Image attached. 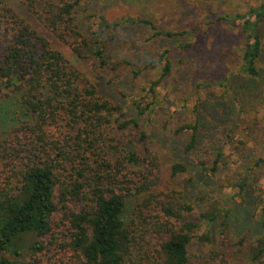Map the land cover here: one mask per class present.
I'll list each match as a JSON object with an SVG mask.
<instances>
[{"label":"trees","instance_id":"1","mask_svg":"<svg viewBox=\"0 0 264 264\" xmlns=\"http://www.w3.org/2000/svg\"><path fill=\"white\" fill-rule=\"evenodd\" d=\"M92 3L24 0L21 6L0 0V264H191L194 238L211 248L192 264H231L226 253L231 246H243L255 264H264V191L255 205L262 234L249 241V229L229 235L233 209L225 200L196 208L204 195L188 197L194 176L179 179L192 168L188 162L174 161L171 184L163 186L159 155L141 123L142 117L158 122L155 100L124 86L126 76L135 81L146 66L156 64L127 53V26L147 25L148 42L179 33L149 19L109 21L92 10ZM217 19L243 36L240 72L247 78L236 88L263 84L259 21L264 0ZM189 46L164 47L159 78L145 92L154 97V87L172 69L171 58ZM76 59L92 60L89 72L104 71L111 88H99L96 75L78 67ZM184 132L189 138L182 153H191L190 163L211 186L224 150L218 146L211 160L202 158L195 150L197 120L173 131L176 136ZM136 137L140 152L126 147ZM248 177L234 180L240 195Z\"/></svg>","mask_w":264,"mask_h":264},{"label":"rangeland","instance_id":"2","mask_svg":"<svg viewBox=\"0 0 264 264\" xmlns=\"http://www.w3.org/2000/svg\"><path fill=\"white\" fill-rule=\"evenodd\" d=\"M6 1L24 6V0ZM92 2V10L104 14L109 21L125 17L149 19L163 30L179 33L173 39L160 38L148 42L144 41L150 33L147 25L127 26L131 44L130 48L126 49L127 53L146 64L153 58L156 64L146 66L135 81L126 76L124 86L132 88L131 94L137 93L138 97L142 96L146 101L155 100L153 107L154 112H157L155 117L158 122L150 123L142 117L141 123L151 136V146L159 155L163 186L171 184L169 166L174 161L188 162L192 168H189V173L180 175L179 179L187 181L191 175L194 176L187 186L188 197L194 200L195 196L204 195L196 202V208L203 210L217 201L225 200L233 209L229 219V235L237 237L244 231L243 229H249L248 240L253 241L256 236L262 234L256 227L259 214L255 205L264 191V162L257 163L260 159L264 160V80L263 84L257 82L256 88L244 90L236 88L237 82L247 78L240 72L243 36L235 27L224 20H218L217 16L243 13L250 7L258 5V0H92ZM213 20L216 22L211 24ZM259 34L262 42L259 66L264 72V19L259 21ZM120 43L125 45L123 39ZM178 43H187L190 46L182 55L176 54L171 58L170 73L158 81L154 87L155 95L151 97L145 90L152 81L159 78L162 63L159 62L158 55L164 47H174ZM60 48L67 56L72 57L68 46L62 45ZM91 62L92 60L85 63L76 59L75 64L89 74L91 70L88 66ZM98 71L90 73L93 77L96 75L93 79L98 87L103 90L111 88V85L106 84L105 77H102L104 71ZM123 104L127 105V101ZM131 113V110H127V115ZM195 120L198 123V141L195 149L197 154L211 160L216 153V147L224 150L218 166L219 171L212 179L211 186L205 185V180L198 174L199 169L190 163L191 153L186 155L182 153L189 134L184 132L176 136L173 133L177 125ZM134 140L136 141L134 145L126 147L136 148L137 152H140V142L137 137ZM165 142H171L172 145L168 146ZM245 176H249L247 180L250 183L240 195L234 180ZM240 200L243 203H240ZM237 207H240L241 211H238ZM204 228L202 225L197 230V235ZM217 228V224L213 225L214 232ZM189 248L192 264L197 261L195 256L201 252L206 254L211 246L194 238ZM226 253L231 264H255L243 246H231L227 248Z\"/></svg>","mask_w":264,"mask_h":264}]
</instances>
